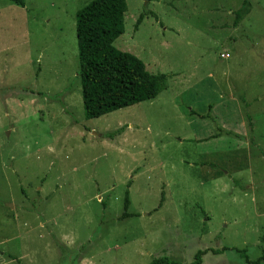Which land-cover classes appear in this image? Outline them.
I'll return each mask as SVG.
<instances>
[{
    "label": "rangeland",
    "instance_id": "rangeland-1",
    "mask_svg": "<svg viewBox=\"0 0 264 264\" xmlns=\"http://www.w3.org/2000/svg\"><path fill=\"white\" fill-rule=\"evenodd\" d=\"M90 1L0 0V264H264V0H125L114 46L167 78L86 119Z\"/></svg>",
    "mask_w": 264,
    "mask_h": 264
},
{
    "label": "trees",
    "instance_id": "trees-1",
    "mask_svg": "<svg viewBox=\"0 0 264 264\" xmlns=\"http://www.w3.org/2000/svg\"><path fill=\"white\" fill-rule=\"evenodd\" d=\"M23 7L25 0H7ZM149 1V0H145ZM125 0H91L75 12V36L78 52V75L84 117L94 119L131 105L154 99L163 89L166 74H152L135 55L121 51L114 41L124 32ZM146 12L136 22L139 26ZM240 17L236 13L234 25ZM250 119V118H249ZM163 202V192L160 204ZM128 190L125 192L123 214L130 216ZM207 250H198L187 264H202ZM221 251H214L216 254ZM247 260L244 250H239ZM264 260L258 258L255 263ZM150 264H182L166 256L154 258Z\"/></svg>",
    "mask_w": 264,
    "mask_h": 264
}]
</instances>
